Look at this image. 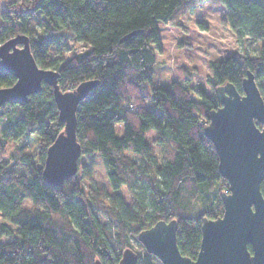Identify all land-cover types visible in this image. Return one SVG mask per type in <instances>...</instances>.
I'll list each match as a JSON object with an SVG mask.
<instances>
[{"label": "trees", "instance_id": "16d2710c", "mask_svg": "<svg viewBox=\"0 0 264 264\" xmlns=\"http://www.w3.org/2000/svg\"><path fill=\"white\" fill-rule=\"evenodd\" d=\"M10 1V9H0V44L26 34L37 64L57 70L63 90L97 81L78 105L77 139L82 155L100 154L113 192L92 189L85 195L78 172L59 187L44 180L47 149L63 129L51 85L43 82L26 102L4 103L0 264H94L97 258L117 264L125 248L136 250L132 241L139 232L161 219L178 221L179 249L195 258L203 217L221 216V195L229 187L219 171L215 146L204 133L210 111L220 105L216 87L230 81L244 93L242 82L250 70L264 97V0H221L238 40L261 41L262 51L212 60L211 92L198 84V98L179 80L165 86L154 80L156 51L162 50L157 23L171 21L188 0ZM69 39L88 48L63 56ZM15 82L9 71H0V87ZM147 85L151 107L142 102ZM30 131L39 138L34 147L26 145L16 159L1 156L9 141L26 140ZM150 131L155 132V143L172 146L171 155L161 162L154 160ZM122 186L132 195L129 203L118 191ZM195 199L205 212L195 211ZM209 203L212 207L207 208ZM136 252L137 264H155L158 259L145 248Z\"/></svg>", "mask_w": 264, "mask_h": 264}, {"label": "water", "instance_id": "95a60500", "mask_svg": "<svg viewBox=\"0 0 264 264\" xmlns=\"http://www.w3.org/2000/svg\"><path fill=\"white\" fill-rule=\"evenodd\" d=\"M0 52L7 54L0 58V62L6 60L3 69L16 77L13 85L0 87V106L9 101L26 102L29 95L42 89L43 82L53 87L63 129L47 149L43 178L49 185L59 187L78 172L82 148L77 139V108L97 81L85 80L75 89L63 90L59 72L37 64L26 34L7 39L0 44ZM242 85L244 93L230 81L216 87L220 105L210 111L204 129L215 146L219 171L229 187L221 195L223 214L203 217L197 256L181 253L176 219H161L138 234L145 249L163 264H264L263 182L260 197L257 192L258 182L264 179V163L255 161L256 154L264 151V128L258 126L264 124V97L252 71L248 70ZM252 203L257 207L256 215L250 212ZM251 207L255 209L254 205ZM137 261L138 253L127 247L117 264ZM94 264L103 263L97 258Z\"/></svg>", "mask_w": 264, "mask_h": 264}, {"label": "rangeland", "instance_id": "374dc122", "mask_svg": "<svg viewBox=\"0 0 264 264\" xmlns=\"http://www.w3.org/2000/svg\"><path fill=\"white\" fill-rule=\"evenodd\" d=\"M10 4V0H0V9H10ZM157 25L162 50L156 51L155 82L165 86L173 80H179L190 87L195 98L199 97L198 84H203L207 91L211 92L208 78L212 74V60L234 53L256 56L262 51L261 41L252 38L238 40L227 22L226 10L221 0H188L177 10L171 21L168 23L158 21ZM34 29L38 30L39 27L36 25ZM68 44L67 51L65 49L62 51L64 52L62 55L66 57L88 48L85 43L74 39H69ZM56 55V53L52 54L53 57ZM142 102L145 106L151 107L149 85L142 92ZM15 113L19 114V111ZM4 122L5 118L0 115V136ZM154 136V131L148 132L154 160L161 162L171 155L172 146L155 143ZM26 140L9 141L1 156L7 159H16L15 156L22 149H27L25 148L26 145L34 147L39 142V138L34 131L28 132ZM129 154L136 159H140V156L136 154L131 152ZM21 169L24 170L25 167L23 166ZM78 170V180L85 195L88 196L92 189H97L104 194L113 192L109 184L106 165L99 153L81 155ZM118 191L127 203L131 202L132 195L127 186H122ZM104 202L106 204L110 203L109 200ZM210 203L206 205L207 208L212 207ZM193 205L198 214L203 210L206 211L205 206L197 199L193 201ZM25 206L30 207V202L26 201ZM212 209L215 212L219 211L217 206ZM223 209L224 206L222 207V214ZM98 216L103 221L106 219L99 212ZM2 221L3 219L0 216V223ZM132 242L138 252L144 251L145 247L138 239H134ZM155 264L163 263L160 259H155Z\"/></svg>", "mask_w": 264, "mask_h": 264}, {"label": "snow or ice", "instance_id": "6c2138e0", "mask_svg": "<svg viewBox=\"0 0 264 264\" xmlns=\"http://www.w3.org/2000/svg\"><path fill=\"white\" fill-rule=\"evenodd\" d=\"M6 56H7L6 52H0V58H5ZM9 59H10V58H9ZM5 63H6V60H4L3 62H0V71L3 70ZM261 137H264V136H261ZM257 154H259V156H258ZM257 154H256V156H255V161H256V162H260V163H264V151L258 152ZM261 182H264V179H261V180L258 182V184H257V192H258L259 197H260V191H261ZM232 193H234V192L232 191ZM262 200H264V199H262ZM253 205L255 206V209H254V210H253L252 207H251V206H253ZM251 206H250V212H251L253 215H256L258 210H257V207H256L255 203H252ZM246 244H247V243H246ZM246 244H245V245H246ZM246 254H247V257H248V253H247V251H246ZM248 258H249V257H248Z\"/></svg>", "mask_w": 264, "mask_h": 264}]
</instances>
